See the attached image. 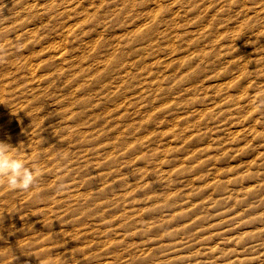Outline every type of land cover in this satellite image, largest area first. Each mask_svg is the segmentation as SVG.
Instances as JSON below:
<instances>
[{
  "label": "bare ground",
  "instance_id": "6f19581e",
  "mask_svg": "<svg viewBox=\"0 0 264 264\" xmlns=\"http://www.w3.org/2000/svg\"><path fill=\"white\" fill-rule=\"evenodd\" d=\"M106 1L92 0L93 4L97 3V7H94L93 11L87 14L90 17L85 16L84 20L99 25L101 30L94 32L103 37L107 28L116 24L121 25L127 35L128 47L122 48L120 39H116L117 42L109 39L87 42L84 48L92 50L91 54L80 58L79 54L73 55L68 52L71 35L74 34L79 23L70 21V17L79 13L78 8L83 5L84 0H46L42 5L40 0L25 2L0 0V142L11 145L13 154H16L27 166L38 171L37 179H43L41 186L44 188L41 193L39 190L26 193L24 199L29 195L32 197L28 199L29 201H24L22 189H13L6 181L0 182V264H107L101 258L103 248L116 247H124L125 255L127 254L128 257L127 264H264V210L243 225L222 229L218 239L207 241V238H204L203 241L196 231L190 232L188 220L191 213L190 210L185 209L186 205L182 203L181 198L176 202L173 201L176 196L169 198L168 193L172 192L170 189L175 183L168 181L170 178L163 183L166 185L165 191L157 190L155 185L146 180L128 184L126 190L117 195L131 192L133 196L139 195V202L136 204L138 207L131 213L123 211L114 218L107 212L114 198L110 197L111 193L105 187L95 190L94 194L84 197V201L81 202L79 201L82 195L75 190L71 191L75 193L60 195L56 200L48 197L43 202H39L40 196L47 195L49 189L55 185L56 179L45 180L48 175L42 173L53 174L55 168L48 165L45 169L39 163L30 164L29 160L37 157L46 161L49 159L46 154L58 156L55 159L61 160L65 155L57 153L55 146L48 145L52 138H58L61 143L73 140L76 154L82 158V162L78 164L90 160H97V163L101 161L114 163L116 151L111 152L110 147L106 145L101 148L104 151L96 148L97 151L88 152L87 146L91 137L98 134V131L100 135L105 136V139L123 147L128 144L129 138L126 131L115 135L113 133L115 124L129 123L132 131L136 128H147L148 133L139 135L143 140H134L132 150L139 149L138 160L147 162L152 159L151 167L161 171L162 177L168 174L165 169L167 166L162 160L167 157L165 153L177 152L188 143V139H185L178 146L173 136H170L171 133L176 132H180L183 136L186 133L184 128H175L177 120L173 119L169 123L170 134L163 135L155 130L162 122L157 118L162 116L150 112V109H146L143 105L130 106V101L137 97L135 92L126 95L125 99L114 105L111 113L105 114L110 95L123 92L130 85L123 87L119 81L108 80L110 64L104 68L101 60H92L93 63L88 64L82 58L90 56L96 58L102 46H111L113 63L122 64L127 51L133 50L136 44L140 45L138 51L143 52L147 49L159 51L156 57L158 60L156 62L159 64L173 61L175 52L194 53L198 56L194 60L195 65L189 59L188 70L181 76V79L185 77L190 82L186 85L189 87H185L184 90L190 89L193 92L202 88L204 92L209 93L208 87H217L219 93L205 95L206 98L201 100L205 103L202 110L212 111L216 108L214 99L219 94L217 99H221L224 94L230 95L232 88L240 86L239 78L247 67L246 60L241 64L238 72L234 70L237 63L231 60L232 56L229 59L223 56L224 48L227 47L224 43L233 44L246 28L250 29V35L264 34V27L258 28L255 23L260 19L262 22L264 20V0H110L113 3L111 8L105 7ZM80 10L82 12L81 8ZM52 16L58 23L64 19L60 22L62 25L56 36L41 47V52L32 51L25 54L23 48L29 42L40 39L38 36L45 26V20ZM74 36H77L76 33ZM177 38L184 39V43L176 42ZM39 52L47 54L44 55L46 56L44 59L40 58V61H36L33 56ZM22 65L25 79L20 81L17 72ZM167 65L165 64L164 67ZM128 68H131V65H128ZM204 68H209L212 74L199 77L198 70ZM51 69L54 71L45 73ZM176 72H180L179 68ZM90 74L94 75L101 84L92 85L85 77ZM258 75L251 70L244 73L243 77H252L256 83H260L262 89L260 91L242 89L236 99L237 105L233 109L255 111L259 108L258 101L264 103V74ZM126 76L125 71V74L120 76V81ZM58 77L60 78L55 81ZM152 79L146 77L140 83L136 90L138 96L144 97L143 91L147 89H150L153 95L161 96L159 89L164 86ZM61 86L64 92L62 99L60 98L57 103L64 107L77 103L82 112L80 121L90 120L97 127V131L95 130L93 134H88L91 132L71 124L73 122L69 117L74 113V109L59 110L46 105L45 95L56 99L55 89ZM27 96L28 100H39L40 108L46 105L43 115L32 110V106L24 105L21 97L27 98ZM57 111H60L58 114H61L63 121L59 120L56 123L51 119ZM198 112L199 110L196 109L193 114ZM118 113L120 115L109 119V115ZM43 116L48 125L44 122ZM25 120H30L42 130L44 134H41L39 140L43 145L36 146L34 130L28 134L26 129L24 131ZM62 123L65 125L61 126ZM259 125H264V116L255 117L253 123L249 125L244 120L238 122L217 120L207 124V127L210 130L225 129L229 137L235 139L250 135ZM111 126L113 128L106 131ZM25 147L30 149L31 154L25 155ZM156 158L160 159L154 162ZM172 160L175 162V159ZM184 169L185 167L182 168ZM115 170H109L106 176L112 175ZM188 183V179L183 183L180 182L181 185ZM119 197L124 196H117L116 199L118 200ZM57 200L61 201V204H53ZM158 204L160 206H157ZM62 205H66L65 210L72 217L77 212L84 213L85 210L91 209L97 213L98 220L108 221L109 226L105 225L109 228L100 230V225L96 223L83 228H67L61 225L54 227L52 225L59 218L50 220L48 213L54 212ZM24 206H30L32 211L44 210V219L40 220L41 217L38 216L40 221L35 225L32 222L34 218L29 216L30 220L23 225ZM140 206L144 208L147 206L146 216L139 212ZM159 207H165L168 211L154 215L159 211ZM209 216L208 212L201 217L203 223L210 224ZM48 220H50L49 224ZM172 220L183 222L165 229ZM77 221L74 219V222ZM115 224L117 225L113 226ZM139 230L143 235L151 231L154 237L142 236L137 240L134 235ZM182 251H188L187 257L183 259L185 263L180 261L179 253ZM202 253L205 255L202 256ZM122 256V253L114 254L116 258Z\"/></svg>",
  "mask_w": 264,
  "mask_h": 264
},
{
  "label": "rangeland",
  "instance_id": "374dc122",
  "mask_svg": "<svg viewBox=\"0 0 264 264\" xmlns=\"http://www.w3.org/2000/svg\"><path fill=\"white\" fill-rule=\"evenodd\" d=\"M25 1L29 0H24V2ZM91 1L92 0H84L83 5L80 6L82 12L80 8L77 7L79 13L70 17V21H78L79 23L77 29L74 31V34L76 33L77 36H74V34L71 35L72 40L71 45L68 47V52L73 55L79 54L80 58L90 55L92 50L89 51V49H85V43L94 41L99 42L106 39L113 42H117L115 40L120 39V46L122 48H127V35L121 25L116 24L109 29L107 28L103 37L94 32L95 30H101L99 25H93L89 20H84L85 16L90 17V15L88 16L87 14L92 12L94 7H97V3L93 4ZM45 2L46 0H40V5ZM104 5L107 8H111L113 3L107 0ZM63 20L64 19H61L58 23L57 20H53V16L48 17L44 22L45 26L40 30L38 36L40 39L29 42L28 45L23 48L24 53L29 54L32 51H40L41 47H44L49 40L56 36L59 27L62 25L60 22ZM260 20L255 22L257 23L256 27L263 28L264 20L263 22ZM246 35L249 36L248 39ZM115 36L117 37L115 38ZM241 36L238 37L233 44L231 42H225L224 44H227V47L224 48L223 51L225 54H223V56H225L226 59L232 56L231 60L237 63L234 69L237 72L241 64L247 60L246 70L244 69L245 71H243L242 76L239 78L241 81L240 86H238V88H232L230 95L224 94L221 99H217L220 96L219 94L217 98L214 99L216 108L212 111L202 110L203 104L205 103L201 100L202 98H206L205 95H216L219 93L217 87H208L209 93L204 92L205 90L202 88L193 92L190 91V89L184 90L185 87H189L186 85L190 82L185 77L181 79V76L188 70L190 63L187 61L189 59L193 62V65H195L194 60H196L198 56L194 53L175 52L173 61L159 64V62H156L158 61L156 57L159 51L154 52L148 49L143 52L138 51L140 45L136 44L133 50H130V52L127 51L122 64L113 63L111 56L113 49L111 46H102L96 58L91 56L82 58L84 59L83 61L86 60L88 64L93 63L92 60H101L104 68L110 64L111 71L108 80L119 81L123 87H128V84L130 85L123 92L119 91L110 95L105 114L111 113L114 105L120 100L125 99L126 95L135 92L137 97L133 101H130V106L143 105L146 109H150V112L162 116L157 118V120H162V122L158 124V127L156 126L155 130L163 135L170 134L169 123L173 119L177 120L175 128H184L186 129V133L183 136L180 132H176L174 134L171 133L170 136H173L172 138L175 139L178 146L185 139H188V143L177 152L171 153L170 151V153H165L167 157L162 160L167 166L165 169L168 174L162 177L163 174L161 171L154 170L151 167L152 159L147 162H145V160H138L139 149L132 150L134 140H143L139 135L148 133L149 129L136 128L132 131L129 123L121 122L115 124L116 128L113 129V131H115L113 133L118 135L126 131V135L129 138V142L126 146H116V143L114 144L112 140H107L104 135L99 134L97 127H95L92 121H80L82 112L77 103H73L66 107L57 103V101H60V98L62 99L61 96L64 90L62 86L56 87L55 95L57 98L51 99L45 95L46 105L56 107L59 110H63V108L74 109V113L69 117V120L73 122L71 124L84 131L91 132L88 134H93L95 130L98 133L91 137L90 144L87 146L89 149L88 152L91 153L94 150L97 151V149L104 151L101 150V148L106 145L110 147L111 152L116 151V160L114 163L103 161L97 163V160H90L78 164L82 162V158H79L76 154L77 151L74 146V141L70 140L61 143L58 138H52L48 145L55 146L57 153L65 155L61 160L55 159V157L58 156H52L51 154L45 155L49 158L46 161L37 157H32L29 160L30 164L39 163L45 169H47L48 165L55 168L53 174H51V172L42 173V175H48L45 177V180H49L50 178L56 179L55 185L49 189L47 195L40 196L39 202H43L48 197H51L52 200H56L60 195L75 193L71 192L72 190H75L76 193H81L82 196L79 201L81 202L84 201V197H89V194H94L95 190L105 187L109 189L111 193L110 197L114 198V202L107 210L108 214H112L114 218L123 211H130L131 213L132 210L135 211L138 207L136 204L139 202V195L133 196V192L125 195H117L119 192H124L128 184L130 185L137 181L146 180L155 185L157 190L165 191L164 187H166V185L163 183L170 178L168 181L171 180L175 183L171 186L172 188L170 191L172 192H170V194L168 193V196H170L169 198H174L176 196L173 200L174 202L181 198L182 203L186 205L185 209L190 210L191 213L188 220V223L190 222L188 225V228L191 229L190 232L196 231L201 235L200 237H202V240L207 238V241L218 239L221 236L220 232L222 229L230 226L243 225L250 218L256 216L261 210H264V125H259L253 133L246 137L235 139H231L225 129L221 130V128H216L210 130L207 127V124L217 120H220V122L224 120L232 122L244 120L246 124L249 125L253 123L255 117L264 116V103L261 100L258 101L257 107L259 108L255 111L251 109H239L236 111L233 109V107L237 105L236 99L242 89L248 88L253 91H260V89H262L260 88V83H256L252 77H243L244 73L251 70L257 72L259 74L258 76L264 74V51H262L264 48V34L253 36L250 35V29L246 28ZM229 39L232 38L229 37ZM176 42L184 43V39L177 38ZM40 52L36 56H33L36 61H40V58L44 59L46 57L44 55L47 53L40 54ZM165 64H168L167 67H164ZM128 65H131V68H128ZM178 68L180 70L179 73L176 72ZM53 71L54 69L44 72L49 73ZM125 71L127 72V76L120 81V76L125 74ZM41 72L43 73L42 70ZM23 74L24 66L22 65L17 72V78L20 79V81L25 79ZM210 74H212V72L209 68L198 70L199 77L208 76ZM85 77L92 85L101 84L92 74L86 75ZM146 77H152V80L164 86L159 89L161 92L160 97L158 95H153L150 89L143 91L144 97L138 96L136 90ZM59 78L60 77L55 78V81ZM79 95H82V93H79ZM28 96L27 98L21 97L24 105L26 107L32 106V110L43 115L46 105L40 108L39 100H28ZM196 109L199 110V112L193 114V111ZM98 111H101V109H98ZM59 112L60 111H57L52 116L51 121L53 120V122L56 123L59 120L63 121L61 114H58ZM118 115H120V113L109 115V119H114L113 117ZM43 118L45 122V116H43ZM24 122V131L26 129L27 134L33 130L35 131L36 146L43 145L39 140L41 134H44L42 130L37 128L30 120H25ZM46 124L48 125V122ZM60 125L64 126L65 123ZM112 128L113 126L108 127L106 131ZM189 139L192 140L189 141ZM24 149L26 151L25 155L31 154L28 147ZM159 159L160 158H156L154 162ZM172 159H175V162H173ZM251 160L254 161L250 162ZM183 165L185 167L184 170H182V168H184L182 167ZM111 169L116 170L112 175L106 176ZM116 171L117 173H115ZM186 179L189 180V183L187 185H181L180 182L183 183ZM42 181L43 179L41 178L37 179L30 189L22 190L23 199L26 193L35 190H39L41 193L44 190L41 186ZM142 193L145 194L144 192ZM117 196L124 197H119L117 200ZM30 197L32 196L29 195L24 201L28 200ZM58 203L61 204V201L57 200V202L53 204ZM64 203L70 204L68 202ZM157 206L160 205L158 204ZM65 208L66 205H62L54 212L48 213L50 220L56 217L59 218L52 226L57 227L61 225L67 228H83L96 223L100 225V230L109 228L108 221L103 222L98 220L97 213L91 211V209L85 210L84 213L77 212L75 216L72 217ZM139 208V212L144 213L146 216L148 210L147 206L145 208L144 206H140ZM39 210L32 211L30 206H24L22 210L23 225H26L27 221L30 220L29 216L34 218L32 222L35 225L38 224V221L44 219V210ZM158 210L159 211H156L154 215L168 211L165 207H159ZM208 212L210 214L208 217L209 225L208 223H203L201 218ZM38 216L41 217L40 220H38ZM74 219L78 221L74 222ZM50 220H48V224ZM180 220H172L171 224L165 229L174 226L176 223L181 224L183 221ZM116 225L117 224L113 226ZM140 232L139 230L134 235V238L137 240L142 236L145 238L154 237L151 231L145 232L146 235ZM103 238L104 237H102V239ZM102 251L101 258L103 261H106L107 264H127L128 262L124 247L103 248ZM116 253H122L123 256L121 258H116L114 257ZM187 254L188 251L180 252V261L185 263L183 259L187 257ZM204 255L205 254L202 253V256Z\"/></svg>",
  "mask_w": 264,
  "mask_h": 264
},
{
  "label": "clouds",
  "instance_id": "9594fccd",
  "mask_svg": "<svg viewBox=\"0 0 264 264\" xmlns=\"http://www.w3.org/2000/svg\"><path fill=\"white\" fill-rule=\"evenodd\" d=\"M38 171L27 166L16 154L13 147L7 143L0 142V182L15 189H30L38 178Z\"/></svg>",
  "mask_w": 264,
  "mask_h": 264
}]
</instances>
